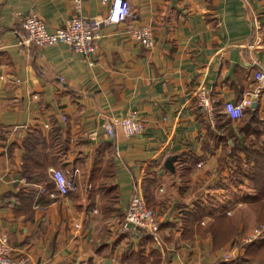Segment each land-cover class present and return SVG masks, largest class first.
Returning a JSON list of instances; mask_svg holds the SVG:
<instances>
[{
	"label": "crops",
	"instance_id": "obj_1",
	"mask_svg": "<svg viewBox=\"0 0 264 264\" xmlns=\"http://www.w3.org/2000/svg\"><path fill=\"white\" fill-rule=\"evenodd\" d=\"M127 1L131 15L101 24L86 59L64 42L21 41V15L43 16L52 31L74 14L72 0H0V232L38 264H256L241 256L245 245L224 259L250 229L248 181L236 175L248 165L243 152L240 164L231 160L227 125L205 122L193 91L203 83L220 108L255 88L253 72L264 69V0ZM107 8L83 0L82 14ZM144 24L153 29L151 48L128 35ZM254 102L248 128L264 140V92ZM125 115L141 119L144 132L126 136L115 127L108 135L107 124ZM168 155L177 156L174 172L163 167ZM53 167L78 189L40 190ZM135 183L159 220L162 248L121 228ZM111 184L118 199L107 209ZM216 206L239 213L240 233L220 240Z\"/></svg>",
	"mask_w": 264,
	"mask_h": 264
},
{
	"label": "built area",
	"instance_id": "obj_2",
	"mask_svg": "<svg viewBox=\"0 0 264 264\" xmlns=\"http://www.w3.org/2000/svg\"><path fill=\"white\" fill-rule=\"evenodd\" d=\"M102 4H108L107 12L104 15L86 16L82 14L83 0H72L74 14L68 18L62 26L55 30H48L46 20L43 16L31 12L21 15L20 22L24 31L21 40L24 43H33L36 46L64 42L73 51L80 52L88 59L89 55L95 51L97 39L102 36L101 24L120 23L131 15V9L127 0H100ZM131 39L141 45L151 48L155 44L154 33L151 25L144 24L132 26L128 30ZM256 82L255 88L245 95L239 102L226 100L223 102V110L232 119L243 115L244 109L251 106L253 97L264 92V69L257 68L253 72ZM193 97L199 110L209 120L215 123L216 106L211 98L209 90L203 83L196 86ZM47 128L48 124H44ZM115 127H119L126 136L141 135L145 130L144 122L133 116L125 115L111 121L106 126V133L112 135ZM53 179V187L40 186V190L55 194L66 195L69 191L78 189L77 182L68 176L62 168L53 167L50 169ZM25 180V179H24ZM26 181V180H25ZM123 231L134 230L141 234H148L154 237L159 246V220L154 210L146 203L145 196L138 183H135L133 193L130 197L125 215L121 224ZM264 232V224L253 227L249 232L242 235L239 241L233 243L231 250L225 251L224 259L229 260L237 257L239 250L246 243H250L260 237ZM0 264H38L33 255L28 250L16 249L9 241L6 232H0Z\"/></svg>",
	"mask_w": 264,
	"mask_h": 264
},
{
	"label": "trees",
	"instance_id": "obj_3",
	"mask_svg": "<svg viewBox=\"0 0 264 264\" xmlns=\"http://www.w3.org/2000/svg\"><path fill=\"white\" fill-rule=\"evenodd\" d=\"M200 111V110H199ZM202 118L209 125H215V127L227 125L226 137L233 136L235 140V145L229 152V157L231 160H235L237 164H240L241 156L239 152L244 153V160L247 163L248 168L243 170L241 167H237V177H245L248 181L246 191H242L245 195L242 200L254 211L255 218L257 221H264V140L260 138L262 130L254 132V137L251 136V131L248 127L251 126L252 122L255 121L254 115L251 114L250 106L244 109L243 115L239 118L232 120L223 110V104L220 108L216 107L215 123L211 124L209 120L200 111ZM231 121H236L235 127L242 132L241 136H238L234 130L233 126H230ZM246 128V130H245ZM27 180V176L25 177ZM51 178V184H54ZM29 182V180H28ZM234 182V181H233ZM241 182V181H240ZM235 183L238 184L235 180ZM49 186L47 184H41ZM249 185V186H248ZM105 206L107 209L118 199V189L115 184L109 185L105 189ZM147 203V201H146ZM149 206V204L147 203ZM226 205V204H225ZM223 205V206H225ZM150 207V206H149ZM216 219L223 220L225 224V229L221 231L219 238L220 240H228L234 233L239 232L237 230V224L240 221L239 213H230L229 207H223L222 212H218V206H216ZM206 226V225H205ZM210 226V225H209ZM241 232V231H240ZM239 232V233H240ZM217 235V232H215ZM148 235V234H147ZM151 236V235H148ZM152 237V236H151ZM245 252L241 255L246 260H250L256 264H264V232L260 237L255 239L250 243L245 244Z\"/></svg>",
	"mask_w": 264,
	"mask_h": 264
},
{
	"label": "rangeland",
	"instance_id": "obj_4",
	"mask_svg": "<svg viewBox=\"0 0 264 264\" xmlns=\"http://www.w3.org/2000/svg\"><path fill=\"white\" fill-rule=\"evenodd\" d=\"M246 220H247V223H248L247 228L250 226V229L247 230L244 234H246L247 232H249L253 227H255V226L259 225V224H264V221L263 222H260V221H257L256 220L255 213H254V211L250 207L248 208V213H247Z\"/></svg>",
	"mask_w": 264,
	"mask_h": 264
},
{
	"label": "water",
	"instance_id": "obj_5",
	"mask_svg": "<svg viewBox=\"0 0 264 264\" xmlns=\"http://www.w3.org/2000/svg\"><path fill=\"white\" fill-rule=\"evenodd\" d=\"M252 108H255L256 103L251 104ZM177 158L176 155H168L164 162H163V167L166 168L169 171L174 172L175 171V165H174V160Z\"/></svg>",
	"mask_w": 264,
	"mask_h": 264
}]
</instances>
